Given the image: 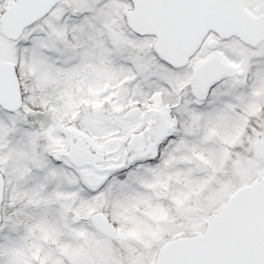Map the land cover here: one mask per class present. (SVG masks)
I'll return each instance as SVG.
<instances>
[{
  "label": "snow or ice",
  "instance_id": "obj_1",
  "mask_svg": "<svg viewBox=\"0 0 264 264\" xmlns=\"http://www.w3.org/2000/svg\"><path fill=\"white\" fill-rule=\"evenodd\" d=\"M0 264H264V0H0Z\"/></svg>",
  "mask_w": 264,
  "mask_h": 264
}]
</instances>
